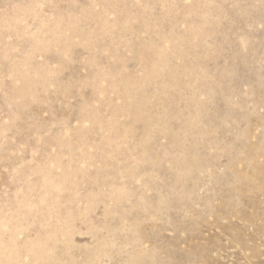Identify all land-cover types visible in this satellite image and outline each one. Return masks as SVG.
Returning <instances> with one entry per match:
<instances>
[{"label": "rangeland", "instance_id": "obj_1", "mask_svg": "<svg viewBox=\"0 0 264 264\" xmlns=\"http://www.w3.org/2000/svg\"><path fill=\"white\" fill-rule=\"evenodd\" d=\"M0 264H264V0H0Z\"/></svg>", "mask_w": 264, "mask_h": 264}]
</instances>
